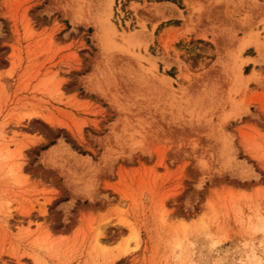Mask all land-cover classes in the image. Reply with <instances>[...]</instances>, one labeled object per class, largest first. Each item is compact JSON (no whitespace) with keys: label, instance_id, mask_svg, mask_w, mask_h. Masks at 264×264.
<instances>
[{"label":"rangeland","instance_id":"374dc122","mask_svg":"<svg viewBox=\"0 0 264 264\" xmlns=\"http://www.w3.org/2000/svg\"><path fill=\"white\" fill-rule=\"evenodd\" d=\"M0 264H264V0H0Z\"/></svg>","mask_w":264,"mask_h":264}]
</instances>
